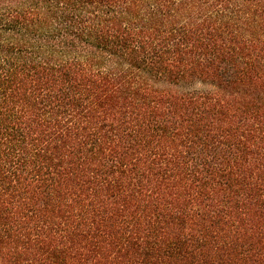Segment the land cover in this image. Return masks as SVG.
Listing matches in <instances>:
<instances>
[{
    "label": "trees",
    "instance_id": "trees-1",
    "mask_svg": "<svg viewBox=\"0 0 264 264\" xmlns=\"http://www.w3.org/2000/svg\"><path fill=\"white\" fill-rule=\"evenodd\" d=\"M0 264H264V0H0Z\"/></svg>",
    "mask_w": 264,
    "mask_h": 264
}]
</instances>
